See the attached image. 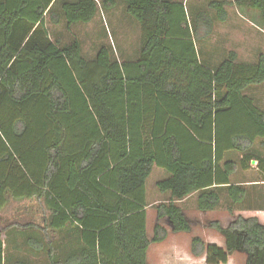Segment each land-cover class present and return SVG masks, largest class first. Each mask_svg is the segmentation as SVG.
Instances as JSON below:
<instances>
[{"label": "trees", "instance_id": "1", "mask_svg": "<svg viewBox=\"0 0 264 264\" xmlns=\"http://www.w3.org/2000/svg\"><path fill=\"white\" fill-rule=\"evenodd\" d=\"M98 1L0 0V199L44 201L48 243L31 237L28 245L48 247L46 264H148L150 247L169 236L159 224L148 236L147 180L154 167L169 175L156 188L172 199L157 213L174 234L193 230L177 202L198 193L199 211L212 212L220 187L229 186L234 205H243L246 189L231 176L254 161L264 176V109L252 96L264 88V56L240 63L231 51L212 67L201 60L197 37L201 22L212 30L213 20L199 13L192 27L185 5L170 0H122L141 25L136 61H121L104 45L90 60L79 40L63 47L52 41L48 20L87 25L100 8L117 6ZM232 4L259 13L264 26V0H214L209 8L226 22ZM228 212L235 217L232 207ZM208 227L226 248L194 237V257L227 264L240 253L246 264H264L258 218ZM68 234L74 239L61 246L79 249L57 253L50 235ZM0 264H8L2 231Z\"/></svg>", "mask_w": 264, "mask_h": 264}, {"label": "rangeland", "instance_id": "2", "mask_svg": "<svg viewBox=\"0 0 264 264\" xmlns=\"http://www.w3.org/2000/svg\"><path fill=\"white\" fill-rule=\"evenodd\" d=\"M102 1L103 0H99L100 6L102 5ZM116 1L117 6L115 9L105 11L100 8L95 20L87 25L79 24L72 28H68L64 22L55 26L50 22V20H48V27L51 33L52 41L59 43V45L63 47L70 44L74 39H77L82 44L83 55L90 60L95 58L99 47L104 45L114 52L116 57L121 61L125 59L129 61H136V59L139 58L141 50V25L127 15L126 9H124L123 6L125 3L122 0ZM174 1H185V8L187 9L192 27L195 26L199 13H205L213 20L212 30H209V26L207 28H202V26L199 29L197 37V48L199 50V54L202 57L205 55L207 59L211 58V61L208 62L211 63L212 67L216 68L219 66L227 58L225 53L228 51H238L240 61L247 64H253L257 62L261 55L264 56V26L256 19V15H259V13L243 11L246 10L244 7L239 8L232 4L226 7L228 14L226 22H220L216 20V12L209 8L210 2L214 0ZM215 1L234 3L236 0ZM209 31L211 32L209 33ZM204 62L206 61L204 60ZM252 96L256 99L257 104L264 109V88L252 92ZM256 149L259 150L258 145H256ZM159 171L160 170H156L155 168L148 180L147 190L149 202L156 201L160 198L154 184L155 180L158 178V174L160 173ZM261 177L264 179V176ZM159 180L160 179L156 182ZM43 207L42 203V208ZM255 208H264V203L258 204ZM20 209L21 208H19L18 211ZM240 216L249 218V216L246 215H238L235 217L231 216L232 218L229 217V219H223L219 222H221L222 225L224 224V227H227L235 220V218ZM216 217L222 218L223 216L217 215ZM213 220L215 219L210 217L208 220H203V222L199 224H194V226H196L194 227L192 235L197 237L201 236V238L208 243V241L212 239L210 236L212 233L210 231L212 229L210 230L208 224L210 222H216ZM259 221L261 222V220ZM156 223V211H153V208H150V229H152ZM261 223L264 224L263 222ZM204 224H207V226H204ZM162 225L168 229L166 222L163 221ZM50 236L52 239H55L53 235ZM169 238L172 241L165 242L161 245L154 244L151 246L148 253L149 264H167L173 261V259H176L175 254L168 253L169 247L175 245L177 241H180L179 245L184 246V239L175 241V239H172L173 236ZM6 251L7 248L5 249V254ZM243 259V257L236 256V264H243ZM182 261L184 260L182 259Z\"/></svg>", "mask_w": 264, "mask_h": 264}, {"label": "crops", "instance_id": "3", "mask_svg": "<svg viewBox=\"0 0 264 264\" xmlns=\"http://www.w3.org/2000/svg\"><path fill=\"white\" fill-rule=\"evenodd\" d=\"M170 1L174 3L175 2L183 3L185 5V1H174V0H170ZM123 6L124 9H126V5ZM200 27L207 28L208 26L206 25V22H201ZM229 52L231 51L226 52L225 55L227 56ZM235 52L238 54L239 62L245 63L240 61L238 51ZM203 59L206 62L211 61V58L207 59L205 55L202 57L201 60L204 61ZM261 159H264V153ZM155 168L156 170L157 169L160 170L159 171L160 173L157 176L158 178L154 182L156 187V184L158 182L166 180L167 178H169V175L164 170L154 167V169ZM260 175H261L260 171H258L257 169V163L254 161L252 162L250 169L248 170L238 169L236 173L231 176V182L233 184L241 185L246 189L247 198L246 201L243 203V205L242 204L234 205L227 192V187L229 186L220 187V189H222L220 206L219 208H217L212 212L202 213L201 211H199L197 205L198 197H199L198 193L189 196L183 201L177 202L178 205L182 208L185 217L188 219V221L191 223L193 227L192 232L189 234L187 233L174 234L168 218H163L160 220L158 219V213H157L158 206H160L161 204L169 203L172 197L170 193L163 194L157 190L160 198L153 202L148 201L149 207L147 209V213H148L147 231L149 238L153 239L155 226L157 224L163 226L162 223L164 221L168 225V229L166 230L168 231L169 234L165 242L172 241L170 240L169 237L173 236L172 239H175V241L184 239V244H185L184 246H181L179 245L180 241H177L175 245L169 247L168 253L175 254L176 259H173V261L167 264H207L206 255L197 258L194 257L191 253L192 239L194 237H197L192 235L194 231V227L196 226V225L194 226V224L196 223L199 224L203 222V220L204 221L208 220L210 217L215 219L213 221H221L223 219H229L231 215L229 214L228 209L231 207L235 212V216L246 215L249 216V218L256 217L259 220H261V222L264 223V208L261 209L255 208L258 204L264 203V179H260L259 178ZM158 179L160 180L156 182ZM148 180H147V185H148ZM147 200H148V190H147ZM42 203L44 206L43 208H42ZM19 208L21 209L18 211ZM150 208H153V211H156L157 223L155 226H153L152 229H150L149 226ZM217 215H222L223 217L217 218L216 217ZM47 219H48V211L45 207L43 200H37L36 198L14 199L13 197L10 196V194L3 195V198L0 199V231H2L4 250L7 248L6 255L9 264H16L17 261H25V260H30L31 264H46L45 255L48 251V247L42 249L40 246H37L35 249H31L28 245V240L29 238L32 237L37 239L38 241H42V239H44V245L48 243L46 241L47 237L45 235V231L47 230L46 227ZM204 226H207V224L206 225L204 224ZM210 232H212L210 235L212 239L208 241L207 244L217 245L218 247L225 249L226 241L224 237L214 230H211ZM53 237H55L56 242L58 243V244L56 243L57 253L60 254H65L70 252L72 253L73 251L79 249L77 245L73 246V244H71L70 246L67 245L61 246L62 239H65L68 242L74 239L72 234H68L66 236L53 235ZM155 245H161V244H155ZM236 256L243 257L244 259L242 263L246 264L245 255L240 253H235L232 256H230L227 264H236L237 263L235 260ZM182 259L184 261H182ZM148 264H149V258H148Z\"/></svg>", "mask_w": 264, "mask_h": 264}]
</instances>
